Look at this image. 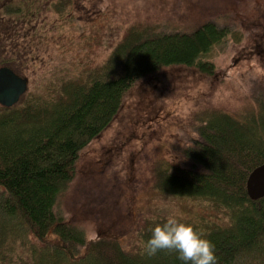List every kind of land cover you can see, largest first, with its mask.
<instances>
[{"label":"trees","instance_id":"trees-1","mask_svg":"<svg viewBox=\"0 0 264 264\" xmlns=\"http://www.w3.org/2000/svg\"><path fill=\"white\" fill-rule=\"evenodd\" d=\"M75 4L0 0V29L4 20L11 29L0 41V49L5 44L7 50L0 69L16 73L15 65L33 56L25 39L34 33L37 43L45 41L40 32L50 19L61 34L71 35L63 42L70 41ZM221 19L190 31L132 26L103 63L94 64L86 55L68 74L63 68L41 93L27 89L12 106L0 104V264H181L174 250L144 252L151 228L168 216L147 219L137 249L129 251L113 236L87 241L85 230L67 222L57 205L77 175L82 151L120 113L137 82L176 66L215 75L211 54L240 37L233 23ZM255 105L241 118L205 114L178 161L163 159L155 167V189L204 200L224 214L225 223L184 220L203 228L214 242L216 264H264V199L252 200L247 191L251 172L264 164V88Z\"/></svg>","mask_w":264,"mask_h":264},{"label":"rangeland","instance_id":"rangeland-1","mask_svg":"<svg viewBox=\"0 0 264 264\" xmlns=\"http://www.w3.org/2000/svg\"><path fill=\"white\" fill-rule=\"evenodd\" d=\"M71 10L70 41L63 42L71 35L61 34L52 19L40 32L47 37L41 44L34 33L25 39L33 56L15 65V71L28 80L30 92L41 93L63 68L68 74L86 55L94 64L103 63L132 26L190 31L221 16L240 37L211 54L217 70L213 77L176 66L137 82L120 113L82 151L77 175L57 210L85 230L87 241L113 236L129 251L137 249L144 222L156 215L225 223L224 214L204 200L158 191L153 177L163 159L178 161L205 114L220 111L241 118L256 109L264 88V0H76ZM5 22L2 43L11 33ZM4 45L0 62L7 59Z\"/></svg>","mask_w":264,"mask_h":264},{"label":"clouds","instance_id":"clouds-1","mask_svg":"<svg viewBox=\"0 0 264 264\" xmlns=\"http://www.w3.org/2000/svg\"><path fill=\"white\" fill-rule=\"evenodd\" d=\"M150 231L144 243L147 255L168 249L176 252L181 264H216L215 244L198 225L170 215Z\"/></svg>","mask_w":264,"mask_h":264},{"label":"water","instance_id":"water-1","mask_svg":"<svg viewBox=\"0 0 264 264\" xmlns=\"http://www.w3.org/2000/svg\"><path fill=\"white\" fill-rule=\"evenodd\" d=\"M1 19V13H0ZM28 80L8 67L0 69V104L12 106L26 93ZM248 195L252 200L264 199V164L255 168L247 180Z\"/></svg>","mask_w":264,"mask_h":264},{"label":"bare ground","instance_id":"bare-ground-1","mask_svg":"<svg viewBox=\"0 0 264 264\" xmlns=\"http://www.w3.org/2000/svg\"><path fill=\"white\" fill-rule=\"evenodd\" d=\"M257 201V200H256Z\"/></svg>","mask_w":264,"mask_h":264}]
</instances>
